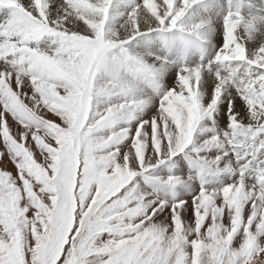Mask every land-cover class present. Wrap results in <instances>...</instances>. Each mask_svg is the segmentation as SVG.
Segmentation results:
<instances>
[{
	"label": "snow or ice",
	"instance_id": "6c2138e0",
	"mask_svg": "<svg viewBox=\"0 0 264 264\" xmlns=\"http://www.w3.org/2000/svg\"><path fill=\"white\" fill-rule=\"evenodd\" d=\"M0 264H264V0H0Z\"/></svg>",
	"mask_w": 264,
	"mask_h": 264
},
{
	"label": "rangeland",
	"instance_id": "374dc122",
	"mask_svg": "<svg viewBox=\"0 0 264 264\" xmlns=\"http://www.w3.org/2000/svg\"><path fill=\"white\" fill-rule=\"evenodd\" d=\"M8 167H9V168H12V165H11V164H9V165H8Z\"/></svg>",
	"mask_w": 264,
	"mask_h": 264
}]
</instances>
